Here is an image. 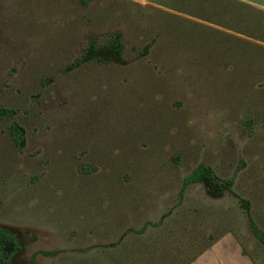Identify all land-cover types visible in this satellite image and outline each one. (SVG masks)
<instances>
[{"label": "rangeland", "instance_id": "obj_1", "mask_svg": "<svg viewBox=\"0 0 264 264\" xmlns=\"http://www.w3.org/2000/svg\"><path fill=\"white\" fill-rule=\"evenodd\" d=\"M0 107L14 113L0 121V226L19 236L15 264H199L228 232L264 264L237 197L198 183L180 196L207 164L264 232V10L0 0Z\"/></svg>", "mask_w": 264, "mask_h": 264}, {"label": "trees", "instance_id": "obj_2", "mask_svg": "<svg viewBox=\"0 0 264 264\" xmlns=\"http://www.w3.org/2000/svg\"><path fill=\"white\" fill-rule=\"evenodd\" d=\"M85 2L89 0H84ZM233 1V0H231ZM236 1V0H234ZM242 5L246 3L239 1ZM229 6V5H228ZM111 48L119 52L120 44L117 40L113 39L111 42ZM96 59L99 62L109 63L110 60L106 56H96ZM14 113L11 109L6 107H0V121L13 117ZM10 132L12 136L18 143H21L24 139L23 134L20 132V128L17 123H11L9 126ZM201 184L206 192V194L213 199H220L224 197L226 194L233 195L238 198L241 207L244 209L249 226L253 235L264 244V232L260 229L257 225L255 219L253 218L251 212V205L249 200L239 197L233 190L234 179H225L221 178L217 175L215 170L207 165V164H200L193 169V171L185 177L183 181V186L180 191L181 198L183 197L186 188L190 184ZM181 201V200H180ZM156 225V224H154ZM209 247V245H207ZM205 247V249L207 248ZM204 249V250H205ZM202 250L200 253H202ZM22 245L19 240V236L10 230L9 228L0 226V264H15L14 259L15 257L21 253ZM45 256H57L60 251H43L41 252ZM199 253V254H200ZM193 257L189 262L194 260ZM189 262L185 263L188 264ZM28 264H36L35 255L32 256L30 262Z\"/></svg>", "mask_w": 264, "mask_h": 264}, {"label": "crops", "instance_id": "obj_3", "mask_svg": "<svg viewBox=\"0 0 264 264\" xmlns=\"http://www.w3.org/2000/svg\"><path fill=\"white\" fill-rule=\"evenodd\" d=\"M264 10V0H238ZM199 264H255L247 254L240 238L232 232L214 239L209 247L199 254Z\"/></svg>", "mask_w": 264, "mask_h": 264}]
</instances>
